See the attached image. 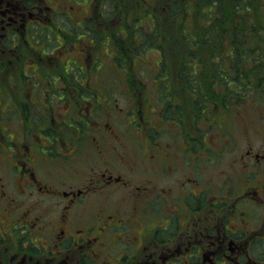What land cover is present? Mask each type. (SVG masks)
Returning <instances> with one entry per match:
<instances>
[{
	"label": "flooded vegetation",
	"instance_id": "af4514ba",
	"mask_svg": "<svg viewBox=\"0 0 264 264\" xmlns=\"http://www.w3.org/2000/svg\"><path fill=\"white\" fill-rule=\"evenodd\" d=\"M73 2L0 0V264H264L263 116L235 132L215 119L224 109L208 104L207 90L187 88L201 94L191 108L157 99L145 117L120 109L107 119L109 107L79 80L87 73L66 74L74 60L94 59L84 53L93 45L79 56L72 47ZM61 61L64 73L45 74L46 63ZM81 91L98 102L77 106ZM129 122L133 162L111 152ZM86 146L101 165L77 173L70 166ZM50 162L63 172L42 167Z\"/></svg>",
	"mask_w": 264,
	"mask_h": 264
},
{
	"label": "rangeland",
	"instance_id": "374dc122",
	"mask_svg": "<svg viewBox=\"0 0 264 264\" xmlns=\"http://www.w3.org/2000/svg\"><path fill=\"white\" fill-rule=\"evenodd\" d=\"M160 1L74 0L73 2L75 7L73 10L75 12L73 18L77 25L72 28L80 33L85 32V29L88 32V35L83 40H77V44L72 45L77 50L75 55L79 56L81 54L79 49L83 47L82 41H85L86 45L94 46L93 50L86 48L84 52L85 55L93 56L94 59H76L73 65L79 67V71L87 73L86 75L81 74L82 76L79 78L80 82L86 84L88 86L86 88L97 94L100 104L109 107L104 112L107 115V119L112 120L114 117L112 116V111L120 113V109H122L121 111L130 109L131 112L136 109V112L142 111L141 115L145 117L148 109H155L150 104L156 106L157 99L162 100L166 104H173L179 110L181 107L187 106V104L191 108L193 104L192 98L194 97L190 95L191 92H186L185 89H193L189 76L198 75L204 82L202 84L203 89L207 90L208 93L211 92L212 97H214V100L218 104L226 100L232 102V105L229 103L228 108L221 110L219 112L220 114H216L215 119L218 120L220 118V121L233 122L235 126L233 130L235 132H240L246 127L253 126L254 123H257L258 121L255 119V115H262L264 122V100H257L258 95L261 94L259 90H255L253 87L247 88L245 96L236 97L230 95L226 100L223 97L216 96L217 93H221L224 89L219 86L220 82H217L218 80L212 71L213 58L210 57V51L206 46L203 49H197L200 56L196 58L197 60L193 64L195 65V72H187L188 70L186 68L189 66L185 68L184 64L187 61L189 46L182 42V40L187 39L188 34L194 35L199 33V24L196 20H193L195 22H189L187 19L180 18L177 21L171 22L169 18L163 17L161 18L159 28L160 36L156 38L154 34V31L157 34V29L155 28L156 19L152 12H157ZM140 2L141 5L139 4ZM102 8L104 9V14ZM111 8H114L112 14H108ZM86 19H89L88 27H86ZM57 20H61L60 16L56 17L55 21ZM66 22L64 21L63 23ZM117 27L119 28L117 29ZM104 37L106 38L103 40ZM154 38L156 39L154 40ZM160 53L163 55L162 58H160ZM98 56H103V58L96 60ZM68 58L66 55L65 59ZM120 58L123 59L124 63L123 61H118ZM93 60L95 61L91 69L90 65ZM55 64L58 70H61L65 66V63L62 61L55 62ZM12 66L14 64H7L6 68ZM160 66L165 70H161ZM45 69L51 70L52 66L46 63ZM68 70L74 75L75 72H78L77 68L70 67L67 69L66 74ZM26 72H29V70L27 69ZM252 73H255L254 76L259 74V72L258 74L257 72ZM127 76L129 77L126 81ZM61 80L64 83L75 85L73 79H70L68 76L62 77ZM27 81L30 84H34L32 78H29ZM208 84L213 86L208 87ZM7 85L12 88L18 87V85L11 83ZM27 86L20 87V89ZM78 96L79 99H77L81 102L77 104L79 107H82L84 102H98L95 95L87 94L85 91H81ZM132 98L135 99L134 102H130ZM207 98L210 99L208 104H211L213 98ZM255 104H259L260 107L253 114L252 110ZM2 109H5V105H1L0 103V110ZM130 117L134 120L133 115ZM186 124L190 126L191 121L187 120ZM165 125L166 123L160 125L156 118H154V126L161 129ZM125 126H132V128L124 132L123 126L119 127L120 132L123 133V138H118L121 142L120 146H117L114 141H111V144L117 147H113L111 152L124 153L129 159V162H133L136 154L134 149L130 147L129 138L135 135L133 127L136 129V126L134 122H129ZM260 131L262 132V129ZM213 134L209 133L206 136V140L210 141V137ZM174 136H178V134ZM157 139L162 143L171 141L168 135H161ZM142 151L147 156L148 152H150L149 146L145 145ZM53 164L50 162L49 166H45L44 164L42 167L49 169ZM100 165L101 163L93 156L88 146H86L82 152L81 150L77 152L75 155V163L70 168H74L77 173H80L77 168L83 169L92 166L98 167ZM114 167L119 175H124L123 168L120 165ZM52 168L57 174L63 172L64 166L56 163ZM2 173L3 166L0 165V174ZM72 178L69 176L68 183L71 184ZM123 179L128 181L125 177Z\"/></svg>",
	"mask_w": 264,
	"mask_h": 264
},
{
	"label": "trees",
	"instance_id": "16d2710c",
	"mask_svg": "<svg viewBox=\"0 0 264 264\" xmlns=\"http://www.w3.org/2000/svg\"><path fill=\"white\" fill-rule=\"evenodd\" d=\"M152 14L156 19V38L160 36L163 17L171 22L180 18L198 22L199 33L188 34L187 39L182 40L189 46L184 67L189 66L187 72H195L193 64L200 56L197 49L206 46L213 58L212 71L221 73L218 82L224 90L217 93V97L240 96L251 87L255 90L264 88V0H161L157 12ZM161 70L165 69L161 67ZM54 72L60 74V71L52 69L49 75H54ZM252 72L259 74L254 76ZM231 73L236 75L229 76ZM189 80L193 88H203L204 82L198 75H191ZM190 95L196 98L197 104L201 94L193 92ZM205 96L214 98L211 92L205 93ZM259 96L263 97L264 92Z\"/></svg>",
	"mask_w": 264,
	"mask_h": 264
}]
</instances>
